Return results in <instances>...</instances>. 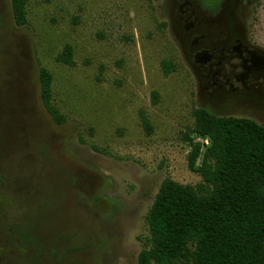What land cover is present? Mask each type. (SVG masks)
<instances>
[{
    "label": "rangeland",
    "instance_id": "1",
    "mask_svg": "<svg viewBox=\"0 0 264 264\" xmlns=\"http://www.w3.org/2000/svg\"><path fill=\"white\" fill-rule=\"evenodd\" d=\"M177 2L28 0L16 27L0 0V264H136L160 183L207 189L187 167L193 145L195 168L205 148L191 109L264 127V70L235 92L204 89ZM249 2L264 54V0ZM38 67L62 125L41 105Z\"/></svg>",
    "mask_w": 264,
    "mask_h": 264
},
{
    "label": "trees",
    "instance_id": "2",
    "mask_svg": "<svg viewBox=\"0 0 264 264\" xmlns=\"http://www.w3.org/2000/svg\"><path fill=\"white\" fill-rule=\"evenodd\" d=\"M8 1L14 26H25L28 0ZM160 67L163 76L174 70L164 60ZM37 79L43 109L56 125L64 124L50 102V73L38 67ZM150 100L155 103V92ZM190 114V134L208 144L197 168L199 146L193 145L187 167L207 189L170 179L160 183L144 215L147 236L136 264H264V127L203 108H192ZM140 117L149 134L147 119Z\"/></svg>",
    "mask_w": 264,
    "mask_h": 264
},
{
    "label": "flooded vegetation",
    "instance_id": "3",
    "mask_svg": "<svg viewBox=\"0 0 264 264\" xmlns=\"http://www.w3.org/2000/svg\"><path fill=\"white\" fill-rule=\"evenodd\" d=\"M178 20L189 37L191 59L204 89L235 92L257 80L264 54L253 44L244 22L250 0H177ZM198 53V63L193 57ZM208 88V87H207Z\"/></svg>",
    "mask_w": 264,
    "mask_h": 264
},
{
    "label": "water",
    "instance_id": "4",
    "mask_svg": "<svg viewBox=\"0 0 264 264\" xmlns=\"http://www.w3.org/2000/svg\"><path fill=\"white\" fill-rule=\"evenodd\" d=\"M200 54H204V53H198V54L194 55V57H193L194 63H198L199 62L198 56H200Z\"/></svg>",
    "mask_w": 264,
    "mask_h": 264
},
{
    "label": "built area",
    "instance_id": "5",
    "mask_svg": "<svg viewBox=\"0 0 264 264\" xmlns=\"http://www.w3.org/2000/svg\"><path fill=\"white\" fill-rule=\"evenodd\" d=\"M203 144L206 146L208 144L207 140H203Z\"/></svg>",
    "mask_w": 264,
    "mask_h": 264
}]
</instances>
